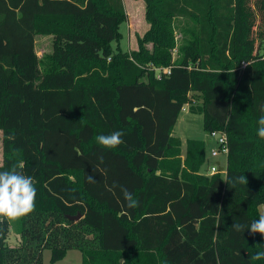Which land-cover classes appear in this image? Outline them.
Masks as SVG:
<instances>
[{
	"label": "trees",
	"instance_id": "trees-1",
	"mask_svg": "<svg viewBox=\"0 0 264 264\" xmlns=\"http://www.w3.org/2000/svg\"><path fill=\"white\" fill-rule=\"evenodd\" d=\"M145 3L149 28L127 51L114 47L123 0H0V171L22 163L37 189L32 213L0 217V264H44L46 249L52 262L77 249L81 264H264V235L232 228L264 214V0ZM37 35L53 36L50 53ZM191 92L204 129L226 135L225 174L201 172L204 140L183 152L173 134ZM117 130L126 143H97Z\"/></svg>",
	"mask_w": 264,
	"mask_h": 264
},
{
	"label": "rangeland",
	"instance_id": "rangeland-1",
	"mask_svg": "<svg viewBox=\"0 0 264 264\" xmlns=\"http://www.w3.org/2000/svg\"><path fill=\"white\" fill-rule=\"evenodd\" d=\"M126 11V19L121 25V31L123 34L122 39L118 43H114V47H119L122 50L133 51L137 50L138 38L142 37L149 28V21L146 18V3L145 0H123ZM176 24V23H175ZM181 29L176 28V41L177 44H181L183 41V29L194 26V22L186 21L179 22ZM148 48L152 47V43H147ZM53 47L52 35H37L36 36V50L39 56H43L46 53H50ZM177 48L172 50L173 59L178 57ZM192 102L183 106L176 125L173 130V134L178 136L182 140V150H186V140L188 138L200 139L206 142L205 150V162L201 167V172L206 173L213 164L220 162L221 167L226 169L227 154L219 153L218 155H212V150L219 148V140L215 136L207 132L203 127V114L193 113L189 107L191 104L197 105L201 103V97L197 92L190 93ZM3 135L0 130V164L3 160ZM224 174V173H223ZM8 243L15 245L19 243V235L10 230L8 234ZM82 256L81 252L77 249H71L67 252L66 256L56 262L50 260V250L46 249L43 253L44 264H81Z\"/></svg>",
	"mask_w": 264,
	"mask_h": 264
},
{
	"label": "clouds",
	"instance_id": "clouds-1",
	"mask_svg": "<svg viewBox=\"0 0 264 264\" xmlns=\"http://www.w3.org/2000/svg\"><path fill=\"white\" fill-rule=\"evenodd\" d=\"M261 111L264 112V109ZM257 124V135L264 139V114L258 118ZM125 135L126 133L123 130H117L108 135L100 134L97 137V143L108 149L116 148L126 143L123 139ZM23 168L24 165L19 163L13 165L8 171H0V217L15 220L27 216L35 210L37 189L33 178L25 175ZM87 179L89 183L96 182L95 176L92 174H89ZM236 179L241 184L248 182L244 175H240ZM116 187L120 188L128 208H136L139 205V201L134 198V194L125 186L114 182L109 187V191ZM232 228L237 232H244L245 229H250L252 234L260 233L264 235V214H261L259 219L253 220L250 225L246 226L235 222L232 224ZM252 259H264V251H258Z\"/></svg>",
	"mask_w": 264,
	"mask_h": 264
},
{
	"label": "built area",
	"instance_id": "built-area-1",
	"mask_svg": "<svg viewBox=\"0 0 264 264\" xmlns=\"http://www.w3.org/2000/svg\"><path fill=\"white\" fill-rule=\"evenodd\" d=\"M246 62L242 63V68H244L246 66ZM158 74L157 76L159 78L162 77V73H170L171 69L170 67H165V68H156ZM217 132H214L213 135L215 136L216 139L219 140L220 144H219V148L212 150V155H218L219 153H228V147L226 145V135L223 132H220L219 135L216 134ZM216 172H222V173H226V169L224 167H221L220 162H217V164H213L210 169L208 170L207 174H213Z\"/></svg>",
	"mask_w": 264,
	"mask_h": 264
},
{
	"label": "water",
	"instance_id": "water-1",
	"mask_svg": "<svg viewBox=\"0 0 264 264\" xmlns=\"http://www.w3.org/2000/svg\"><path fill=\"white\" fill-rule=\"evenodd\" d=\"M216 134L219 135L220 132H217ZM81 217H82V214H78V215H75V216H70V218H72L73 220H78V219H80Z\"/></svg>",
	"mask_w": 264,
	"mask_h": 264
}]
</instances>
